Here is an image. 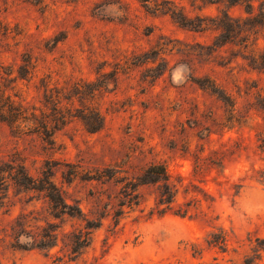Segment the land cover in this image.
<instances>
[{
    "label": "rangeland",
    "instance_id": "obj_1",
    "mask_svg": "<svg viewBox=\"0 0 264 264\" xmlns=\"http://www.w3.org/2000/svg\"><path fill=\"white\" fill-rule=\"evenodd\" d=\"M262 148L264 0H0V264H264Z\"/></svg>",
    "mask_w": 264,
    "mask_h": 264
},
{
    "label": "trees",
    "instance_id": "obj_2",
    "mask_svg": "<svg viewBox=\"0 0 264 264\" xmlns=\"http://www.w3.org/2000/svg\"><path fill=\"white\" fill-rule=\"evenodd\" d=\"M264 151V148H262ZM260 173V179L258 181L264 185V171H259ZM170 175L167 172V169L164 167V165L156 164L151 166L142 176L140 184L146 185L151 183H158L163 182L164 183V190L162 192V197L160 204L161 205H167V209H171V205L175 202V197H177V192L174 190V188L169 184ZM50 183L47 182V185ZM139 184V185H140ZM48 192L47 197L50 199V201L57 206H64L65 208H69L66 203H64L61 193L58 191V189L52 185L50 189L46 190ZM137 196V195H136ZM136 196H134L136 198ZM79 212H82L79 208ZM178 215H181L185 217L188 212L180 211L177 213ZM101 226V223L99 222H91L87 221V226L85 228V231L75 234L74 240H73V254L75 260L78 258L79 254L82 253L83 250L88 248L92 241V235L95 230H97ZM56 231V230H55ZM258 245L261 249L264 250V239L258 240ZM213 243L218 244L220 247H222V250L226 248V240L225 237L217 238V240H213ZM58 243V235L55 234V232H46L42 238L38 239L35 243L32 245V249L38 248L43 250H51L55 246H57ZM71 261H74L71 259ZM245 264H255V262L251 259L245 260Z\"/></svg>",
    "mask_w": 264,
    "mask_h": 264
}]
</instances>
